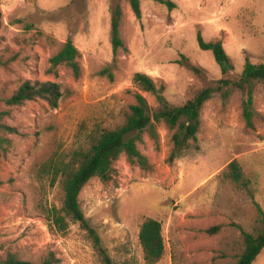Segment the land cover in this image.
Returning a JSON list of instances; mask_svg holds the SVG:
<instances>
[{
  "label": "rangeland",
  "instance_id": "obj_1",
  "mask_svg": "<svg viewBox=\"0 0 264 264\" xmlns=\"http://www.w3.org/2000/svg\"><path fill=\"white\" fill-rule=\"evenodd\" d=\"M170 11L141 0L142 18L130 0H0V112L17 129L4 135L8 151L0 156V257L8 253L41 264H105L93 239L79 223L66 232L50 224L48 212L64 202L63 175L55 170L77 163L106 129L120 126L135 102L138 71L166 84L165 95L181 105L223 77L207 41L222 40L238 80L247 60L264 63V0H174ZM123 8L125 47L115 54L111 16ZM71 38L81 52L82 75L70 67L51 69V58ZM202 68L195 73L186 59ZM26 80L54 81L62 97L57 107L42 98L8 105ZM203 108L197 140L173 161L172 133L158 125L159 143L146 134L140 144L152 168L115 163L112 179L95 177L80 194L82 209L101 236L115 264H147L139 240L142 222H162L165 253L156 264H236L244 250L243 231L262 229L257 205L264 209V81L254 85V128L243 115L245 89L230 86ZM153 106L155 97L145 94ZM236 159L241 181L229 175ZM244 179L246 182L244 183ZM221 225L214 234L206 229ZM253 264H264V249Z\"/></svg>",
  "mask_w": 264,
  "mask_h": 264
},
{
  "label": "trees",
  "instance_id": "obj_2",
  "mask_svg": "<svg viewBox=\"0 0 264 264\" xmlns=\"http://www.w3.org/2000/svg\"><path fill=\"white\" fill-rule=\"evenodd\" d=\"M168 7L170 11L177 8L174 0H154ZM130 5L138 19L142 18L141 0H130ZM123 17V8L118 3L112 10L111 16V43L116 54L120 48L125 47L120 28ZM3 26V13L0 9V29ZM197 41L202 50L212 51L215 60L220 66L223 77L216 81V85L205 86L193 97L181 105L172 104L166 97V84L157 82L150 74L138 71L134 74L133 83L137 88L135 102L130 106L126 120L120 126L104 130L93 142L91 147L77 154V163L63 165L55 170L54 178L63 175L64 202L59 209L52 207L48 212L50 224L59 232H66L70 221L79 223L93 239L98 251L101 253L105 264H115L107 248L103 245L100 234L88 217L85 215L80 194L89 181L95 177L103 182L112 179L115 163L120 156L125 155L127 160L139 165L145 170L152 168L148 157L141 151L140 144L145 141L147 134L150 139L159 143L158 125L164 123L172 133L173 149L170 160L180 157L191 141L197 140L202 124V112L205 103L217 92L224 97L230 94V86L245 89L248 97L244 101L243 115L248 128H254V85L256 81H264V63H253L247 60L238 80L231 81L227 75L235 66L226 51L222 40L207 41L202 32L197 33ZM81 52L74 41L69 38L62 48L51 58V69L59 65L71 68L76 78L82 75L80 63ZM185 64L197 74L203 72L202 68L192 64L187 57ZM3 61L0 59V66ZM146 93L155 97L157 106L151 105ZM62 97L61 86L54 81L41 82L26 80L21 86L6 99L8 105H22L27 100L42 98L52 107H57ZM8 111L0 112V156L6 154L10 139L4 134H12L17 129L3 122V117ZM229 176L236 182L244 178L243 172L236 159L228 165ZM246 180L244 179V183ZM259 218L262 229L257 233L243 231L244 250L238 256L236 264H253L255 259L264 249V209L258 204ZM221 229V225L209 227L207 232L214 234ZM139 240L143 249L144 259L147 264H156L162 260L165 253V240L162 222L156 218L148 217L141 225ZM55 260L53 253L43 260L41 264H52ZM0 264H36L20 259L14 253H8L5 259L0 257Z\"/></svg>",
  "mask_w": 264,
  "mask_h": 264
}]
</instances>
